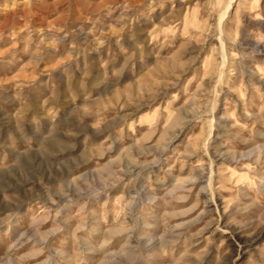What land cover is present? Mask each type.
<instances>
[{"label": "rangeland", "instance_id": "rangeland-1", "mask_svg": "<svg viewBox=\"0 0 264 264\" xmlns=\"http://www.w3.org/2000/svg\"><path fill=\"white\" fill-rule=\"evenodd\" d=\"M193 253L264 260V0H0V264Z\"/></svg>", "mask_w": 264, "mask_h": 264}, {"label": "clouds", "instance_id": "clouds-1", "mask_svg": "<svg viewBox=\"0 0 264 264\" xmlns=\"http://www.w3.org/2000/svg\"><path fill=\"white\" fill-rule=\"evenodd\" d=\"M248 246H249V243L246 242L245 247H248ZM192 255L194 257L193 264H198L199 257L195 253H193ZM257 259L260 260V257L257 256ZM260 264H264V260H260Z\"/></svg>", "mask_w": 264, "mask_h": 264}]
</instances>
